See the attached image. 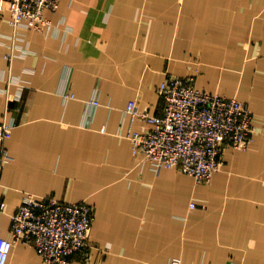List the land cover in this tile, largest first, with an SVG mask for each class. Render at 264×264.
<instances>
[{
    "label": "crops",
    "instance_id": "crops-1",
    "mask_svg": "<svg viewBox=\"0 0 264 264\" xmlns=\"http://www.w3.org/2000/svg\"><path fill=\"white\" fill-rule=\"evenodd\" d=\"M9 14H0V120L13 125L7 155L0 143L4 236L31 193L94 207L91 256L68 264H264V0H61L46 12L56 28L26 31L29 52L11 63ZM169 76L252 109L254 140L227 148L210 182L134 152L129 134L149 125L127 106L159 113ZM6 264L44 262L18 241Z\"/></svg>",
    "mask_w": 264,
    "mask_h": 264
},
{
    "label": "built area",
    "instance_id": "built-area-1",
    "mask_svg": "<svg viewBox=\"0 0 264 264\" xmlns=\"http://www.w3.org/2000/svg\"><path fill=\"white\" fill-rule=\"evenodd\" d=\"M61 0H0V14L10 13L14 32L6 58L11 63L29 52L20 43L26 31L50 34L55 23L47 11H57ZM8 83H17L16 77ZM161 111L150 113L134 100L127 112L144 120L149 127L129 134L134 152H141L154 169L174 168L210 182L222 166L227 148L247 149L254 140L255 126L250 105L236 96L228 97L198 88L190 77L169 76L158 87ZM21 94V92H19ZM7 95H10L7 92ZM96 102V101H94ZM8 118L0 120V143L12 133ZM2 151V152H3ZM4 161L6 158L3 159ZM3 163H0V173ZM0 176V264H6L18 241L31 243L44 264H68L74 256H91V228L94 207L86 201L69 202L53 196L24 195L11 214L12 237L3 235L2 218L6 203ZM192 206H195L192 203ZM171 264H181L175 257Z\"/></svg>",
    "mask_w": 264,
    "mask_h": 264
},
{
    "label": "rangeland",
    "instance_id": "rangeland-1",
    "mask_svg": "<svg viewBox=\"0 0 264 264\" xmlns=\"http://www.w3.org/2000/svg\"><path fill=\"white\" fill-rule=\"evenodd\" d=\"M91 239V238H90ZM92 242V241H91ZM92 245H93V243H92Z\"/></svg>",
    "mask_w": 264,
    "mask_h": 264
}]
</instances>
